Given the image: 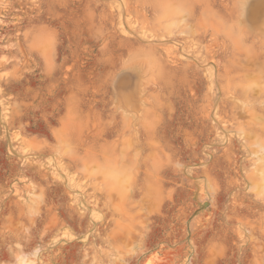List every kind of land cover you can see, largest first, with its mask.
I'll return each instance as SVG.
<instances>
[{
	"label": "rangeland",
	"instance_id": "rangeland-1",
	"mask_svg": "<svg viewBox=\"0 0 264 264\" xmlns=\"http://www.w3.org/2000/svg\"><path fill=\"white\" fill-rule=\"evenodd\" d=\"M0 264H264V0H0Z\"/></svg>",
	"mask_w": 264,
	"mask_h": 264
},
{
	"label": "bare ground",
	"instance_id": "bare-ground-1",
	"mask_svg": "<svg viewBox=\"0 0 264 264\" xmlns=\"http://www.w3.org/2000/svg\"><path fill=\"white\" fill-rule=\"evenodd\" d=\"M150 6L153 8L152 9L153 16L154 19L156 20L155 21L156 26H158V30L154 29L152 35L157 38L165 36L167 38L177 39L178 35H180L183 31V27H182L183 23L187 20V18L191 14L194 13L196 9V7L185 8L181 4L178 5H173L170 3L160 4L157 2L150 3ZM244 6L246 7V4ZM117 173L118 172H116V174ZM111 174L114 173L112 172ZM116 176L118 177V175Z\"/></svg>",
	"mask_w": 264,
	"mask_h": 264
}]
</instances>
